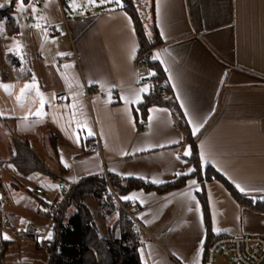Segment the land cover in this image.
Segmentation results:
<instances>
[{
  "label": "crops",
  "instance_id": "crops-1",
  "mask_svg": "<svg viewBox=\"0 0 264 264\" xmlns=\"http://www.w3.org/2000/svg\"><path fill=\"white\" fill-rule=\"evenodd\" d=\"M25 1L30 3L19 10L16 0H0L6 6L14 2L16 18L15 34L0 18V178L10 190L4 207L15 228L41 230L37 224L44 222L53 239L49 208H59L62 192L49 187L47 178L58 186L79 184L108 171L125 180L169 184L179 178L175 172L194 169L185 143L190 133L197 141L202 181L189 177L184 188L167 194L141 188L125 195L135 197L126 201L137 207L152 235L138 249L141 263L205 264L210 234L264 235V213L241 207L221 181L205 177L213 169L239 193L264 201V0H151L164 44L148 59L163 69L189 130L177 125L169 108L153 106L146 117L138 111L153 84L136 83V28L114 0H85L76 7L66 0L71 15L59 5L63 18L54 26L57 34L50 30L49 37L31 8L48 16L54 0L41 6ZM141 88L149 90L140 94L142 102H126L136 99ZM141 118L148 121L143 130ZM13 134L29 144L50 175L32 174L27 180L18 173L10 162ZM96 141L101 153L91 152ZM185 150L190 155L184 156ZM27 186L45 189L49 198ZM203 187L210 234L198 196ZM3 246L0 264L50 262L47 248Z\"/></svg>",
  "mask_w": 264,
  "mask_h": 264
},
{
  "label": "trees",
  "instance_id": "trees-1",
  "mask_svg": "<svg viewBox=\"0 0 264 264\" xmlns=\"http://www.w3.org/2000/svg\"><path fill=\"white\" fill-rule=\"evenodd\" d=\"M122 4V8L131 16L136 28L137 40H139L138 54L149 56L152 50L164 44L163 39L159 35L157 25H155L153 2L151 0H122ZM0 18L6 20L8 30L15 34L14 2L0 9ZM149 68L156 71V74L152 76L154 83L166 81L165 73L159 63L149 61ZM153 106L169 108L173 111L177 125L189 130L185 114L180 108L177 97L169 84L166 91H159L153 86L151 93L138 106V111L141 112L143 117H146L148 110ZM185 143L191 148L192 154L188 158V162L194 168L192 176L179 177L162 186L131 179H123L122 182H118L115 179L113 185L117 192L124 197L126 193L132 190L145 188L146 190H156L160 194H167L170 191L184 188L189 177H195L202 181L203 167H201L197 141L190 133H187ZM13 145L15 154L10 158V162L18 173L22 175L39 173L50 175L29 144L14 141ZM212 176L225 185L241 207L244 206L254 212L264 213L263 200L239 193L229 181L223 179L215 170L207 169L206 179L210 180ZM107 191L108 187L104 179L94 177L75 185L62 200L63 202L57 210L56 205L50 206L49 215L54 218V236L50 246L47 248L50 259L49 264H142L138 254L140 243L134 238L132 229L124 217H121L120 221L114 226V228L119 229L121 237L120 239H114L113 242L103 239L100 231L95 226L93 214H91L85 198L88 195H92L102 203L110 205L109 199L106 197ZM198 196H200L203 205L205 221L210 234V210L204 187L198 192ZM71 208L74 209V212L68 217L67 213ZM212 240L213 237L210 234L206 247ZM115 242L120 245V249L116 247Z\"/></svg>",
  "mask_w": 264,
  "mask_h": 264
},
{
  "label": "built area",
  "instance_id": "built-area-1",
  "mask_svg": "<svg viewBox=\"0 0 264 264\" xmlns=\"http://www.w3.org/2000/svg\"><path fill=\"white\" fill-rule=\"evenodd\" d=\"M59 5L62 6L66 0H57ZM45 0H33V4L41 6ZM52 33L57 34L58 29L54 26L50 27ZM136 83H150L155 86L159 91H166L168 88L167 82L154 83L152 80L151 68H149V59L146 54L139 55L136 62ZM148 121L145 118H141L138 121L140 129L147 128ZM13 140L24 144L16 135H12ZM92 153L102 152L100 142L96 141V144L91 148ZM97 177L103 178L105 184L108 187L106 194L109 203L118 207L124 214L126 221L129 223L132 234L140 245L143 244L145 237H152L148 227L140 220L137 207L127 201V203L121 199L120 194L117 192L113 181L115 179L118 182H122L123 178L114 174H110L108 171L97 175ZM27 180H31L28 175ZM75 183L66 184L64 181L59 184V188L62 192L61 201L70 193L71 189L75 187ZM28 190L36 195H43L49 198V193L43 188H34L27 186ZM11 200L10 190L4 183V180L0 178V252L4 249L6 243H17L21 246H25L28 243L38 246L40 249L48 248L50 246V240L47 239L50 228L46 230H40L36 227H29L26 230L15 228L11 223L10 217H8L4 204L9 203ZM63 202V201H62ZM62 202L60 204H62ZM59 207V206H58ZM58 209V208H57ZM7 234L11 237L10 240H4L3 235ZM205 264H264V235L249 236L243 235V237H237L232 235H219L213 238L206 247L205 250Z\"/></svg>",
  "mask_w": 264,
  "mask_h": 264
},
{
  "label": "rangeland",
  "instance_id": "rangeland-1",
  "mask_svg": "<svg viewBox=\"0 0 264 264\" xmlns=\"http://www.w3.org/2000/svg\"><path fill=\"white\" fill-rule=\"evenodd\" d=\"M33 1V0H31ZM100 1V0H99ZM70 4L69 6L76 7L77 4H83L85 0H69ZM30 2L25 1V5L29 4ZM76 5V6H75ZM47 14L48 16H38L36 12H32L31 15L35 18L38 19L37 21L39 22V25L44 29V33L46 36L49 37L51 35L50 26H56L58 27L57 20L63 18V14H61L60 6L57 0H54L52 3H50L47 7ZM63 12L66 14V16H70L71 13L68 9L67 1L63 2ZM38 17V18H37ZM47 185L51 188L57 187L58 183L53 181L51 178L46 179ZM121 196V195H120ZM123 196H121L122 199ZM95 197L90 195L88 196V202L90 204L89 209L91 211V214H93V220L95 223L96 228L100 231V235L103 239L105 240H110L111 242L114 241V239H120L121 234L119 229L114 228L115 224L120 221L121 217L125 218V214L116 206L114 205H109L107 203H102L101 201L95 200ZM124 200V199H123ZM126 203L127 201L124 200ZM74 212V209L71 208L69 212L67 213L70 215V213ZM126 220V218H125ZM47 223L42 222L41 224H37L38 227L42 228L43 230L47 227ZM148 238L145 237V239ZM150 238V237H149ZM115 245L118 249H120V245L115 242Z\"/></svg>",
  "mask_w": 264,
  "mask_h": 264
},
{
  "label": "snow or ice",
  "instance_id": "snow-or-ice-1",
  "mask_svg": "<svg viewBox=\"0 0 264 264\" xmlns=\"http://www.w3.org/2000/svg\"><path fill=\"white\" fill-rule=\"evenodd\" d=\"M7 2L10 3L11 0H7ZM95 2H96V0H89V3H90V4H94ZM100 2H101V3H106L107 0H100ZM114 2H115L118 6L123 7L122 0H114ZM16 3H17L18 6H19V10H24V8H25V0H16ZM4 6H6V5L0 3V7H4ZM36 10H37V9L35 8V6H33V7L31 8V11H32V12H36ZM159 12H160V5H159V3H158V4H157V15H159ZM38 26H39V25H36V27H38ZM161 35H164V33H161ZM154 58H158V57H154ZM149 75H154V73H149ZM26 87H28V86L26 85ZM148 91H149V90H148L147 88H141V89L139 90V93H137V98H136V99H134V100H132V101H126V102H131V103H133V104H138V103L142 102V100L140 99V94H147ZM42 103H43V102H42ZM182 107H183V105H182ZM195 131H196V128L193 129V134H195ZM88 134L91 135L92 133L89 131ZM78 140H79V137H78ZM178 142H179V141H173V143H178ZM145 150H146V149H139V148H138L136 151H145ZM124 155H128V153H124ZM188 155H190L189 150H185V152H184V156H188ZM177 159H179V157H177ZM110 171H111V170H110ZM192 171H194V169H189L188 172H179V171H178V172H175L174 175H175L176 177H180V176H182V175H189ZM117 175H120V174L117 173ZM127 175L131 176L132 173H128ZM139 178H140V179H145V177H142V176L139 177ZM150 182L153 183V184L164 183V181L156 180V179H152ZM190 183L193 184V185H195L196 181L192 180V181H190ZM57 187H59V186H57ZM236 187H237L241 192H244V191H245V188L242 187V186L239 185V184H237ZM261 191H264V190H261ZM122 199H124V200H129V199H135V197L124 196V197H122ZM21 222L23 223V221H21ZM3 239H4V240H10L11 237L8 236L7 234H5V235H3ZM47 239H49V240L52 239V234H51V233L48 234Z\"/></svg>",
  "mask_w": 264,
  "mask_h": 264
}]
</instances>
